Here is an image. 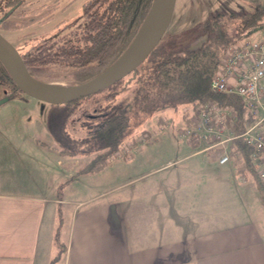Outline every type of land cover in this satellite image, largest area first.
<instances>
[{"label": "crops", "instance_id": "1", "mask_svg": "<svg viewBox=\"0 0 264 264\" xmlns=\"http://www.w3.org/2000/svg\"><path fill=\"white\" fill-rule=\"evenodd\" d=\"M6 123L17 127L15 118ZM197 144L188 141L183 157L195 170L161 187L147 178L130 194L128 182L109 187L101 170L75 175L74 161L52 144L13 142L0 128V264H264V188L240 171L233 142L217 146L230 149L223 169L222 150L197 158L213 150ZM11 154L19 163L13 181L5 177Z\"/></svg>", "mask_w": 264, "mask_h": 264}, {"label": "rangeland", "instance_id": "2", "mask_svg": "<svg viewBox=\"0 0 264 264\" xmlns=\"http://www.w3.org/2000/svg\"><path fill=\"white\" fill-rule=\"evenodd\" d=\"M85 1L26 0L27 3L12 8L9 12V19L18 20L40 6L43 7L42 11L48 7L50 8L51 18L15 32H4L2 35L16 49L24 51L41 38L53 34L57 27H61L64 22H67V26H63L61 32L55 38V40H58L60 37L70 32L79 31L82 28L84 18L81 13ZM8 9L6 8L5 12ZM256 10H264V0H175L173 14L163 40L166 42L169 39H174L177 45L176 50H183L189 46H195L201 40L204 41L212 36L210 35L212 32L210 27L216 28L213 34L216 31H222L225 37L230 38L228 46L245 38H257L262 31L264 32V14L261 11L258 12V22L253 26L245 27L247 20ZM211 21H215V23ZM203 22L208 24V31H205L204 28L198 30L199 25ZM49 67L52 71V74L49 75V79L52 80L50 83L63 87L68 86L64 74L66 70L57 65ZM131 79V75L126 76L111 90L92 95L78 103L58 105L48 104L25 94L17 97H7V90L0 85V99H7L0 104V108L4 109V112L0 115V128L4 130V136L10 138L13 142L21 140V138H32L46 142L49 145L52 144L59 151L60 156L62 153L70 158L68 160L74 161L73 166L75 169H79L98 153L97 147L91 143L88 144V141L85 144L89 137V128L120 106L128 105L131 112L132 92L137 87ZM69 112H71V115L67 118ZM182 112L183 108L181 106L173 108L167 106L151 114L135 113L134 111L133 115L131 114V128L127 136L135 139L137 146L134 151H132L134 148L129 150L124 148L122 154L125 155L117 154L114 156L106 168L101 169V173L104 172L101 175L99 174L102 177L101 182L105 181L106 184L113 182L109 187L115 186L114 182L118 180L128 182L124 189L131 194L135 187L145 184L147 178L156 179L160 185L168 181L173 173L179 170H195L196 166L191 168L187 165L191 160H188L187 157L183 158L190 153L184 149V145L188 140L182 136L184 128ZM65 117L67 118L64 122L65 125L62 128L58 127L57 124ZM14 118L17 121V127L11 128L8 125L10 122H6L11 119L13 121ZM161 118L165 120V123L159 126ZM17 148L25 149L22 146ZM199 149L200 147L197 150ZM221 150L222 147H217L209 152L197 155V158L211 156L216 159ZM16 159L17 157L11 154L7 164L8 173L5 174V177L7 176L10 181L14 180L12 174H19L17 170L19 163ZM163 165L165 167L161 168ZM225 166L227 165L220 166L217 164L216 168L223 169ZM61 167L62 164L60 163V169ZM216 168L213 167V169ZM143 174H146L143 178L133 181L136 176ZM175 177L178 176L175 175ZM247 177L250 183H255L252 175L248 174ZM172 180H180V178ZM62 227L60 226V232Z\"/></svg>", "mask_w": 264, "mask_h": 264}, {"label": "trees", "instance_id": "3", "mask_svg": "<svg viewBox=\"0 0 264 264\" xmlns=\"http://www.w3.org/2000/svg\"><path fill=\"white\" fill-rule=\"evenodd\" d=\"M25 2L26 0H0L1 34L15 32L51 18L50 8L42 11L43 7L40 6L18 20L9 19L12 8ZM151 4L152 0H86L81 13L84 21L79 31L70 32L55 40L61 28L67 26L68 23L64 22L53 34L41 38L24 51L17 50L29 73L37 80L50 83L52 80L49 75L52 71L49 66L57 65L66 70L64 74L68 86L81 84L104 71L125 51L139 30ZM6 8L9 9L5 12ZM259 11L264 14V10H256L247 23L245 22V27L258 22ZM203 28L208 31L206 22L201 23L198 30ZM214 29L216 28L210 27L212 32L209 33L212 36L183 50H176L174 39L164 42L162 37L145 61L129 74L132 82L137 85L132 92L131 112L128 105L120 106L89 128V137L85 144L88 141V144L97 147L98 153L76 170V175L98 172L107 166L114 156L122 154L124 148L129 150L137 146V141L127 136L131 128V114L133 115L134 111L151 114L167 106H181L183 125L188 126L192 114H196L204 104L215 102L233 110L239 120H252L237 97L212 93L209 90L210 78L218 70L230 41L222 31L213 34ZM122 80L98 93L111 90ZM0 85L7 90V97L23 94L1 60ZM92 95L70 104L78 103ZM164 123L165 120L161 118L158 125L162 126ZM191 143L193 147L198 145L195 141ZM232 146L239 149L242 156L240 171L250 172L247 149L237 141L233 142ZM256 182L263 190L262 185L257 180Z\"/></svg>", "mask_w": 264, "mask_h": 264}, {"label": "built area", "instance_id": "4", "mask_svg": "<svg viewBox=\"0 0 264 264\" xmlns=\"http://www.w3.org/2000/svg\"><path fill=\"white\" fill-rule=\"evenodd\" d=\"M209 90L237 97L252 120H239L230 108L208 102L189 117L182 136L203 144L200 151L240 142L248 152L250 174L264 188V33L227 47ZM230 160V149L223 147L218 163Z\"/></svg>", "mask_w": 264, "mask_h": 264}, {"label": "water", "instance_id": "5", "mask_svg": "<svg viewBox=\"0 0 264 264\" xmlns=\"http://www.w3.org/2000/svg\"><path fill=\"white\" fill-rule=\"evenodd\" d=\"M174 6L175 0H152L147 15L125 51L95 77L78 85L66 86L67 90L63 92L48 88V85L54 83H45L34 78L16 47L1 33L0 60L23 94L52 105L71 103L107 89L141 65L165 34ZM6 100L0 99V104Z\"/></svg>", "mask_w": 264, "mask_h": 264}, {"label": "bare ground", "instance_id": "6", "mask_svg": "<svg viewBox=\"0 0 264 264\" xmlns=\"http://www.w3.org/2000/svg\"><path fill=\"white\" fill-rule=\"evenodd\" d=\"M48 88L54 91H58V92H63L67 90L65 87L58 85V84H50L48 85Z\"/></svg>", "mask_w": 264, "mask_h": 264}]
</instances>
